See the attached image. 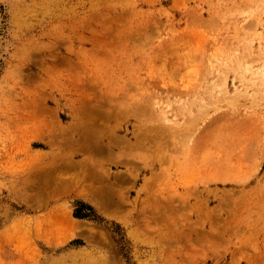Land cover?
Returning a JSON list of instances; mask_svg holds the SVG:
<instances>
[{
    "label": "rangeland",
    "instance_id": "obj_1",
    "mask_svg": "<svg viewBox=\"0 0 264 264\" xmlns=\"http://www.w3.org/2000/svg\"><path fill=\"white\" fill-rule=\"evenodd\" d=\"M0 264H264V0H0Z\"/></svg>",
    "mask_w": 264,
    "mask_h": 264
},
{
    "label": "bare ground",
    "instance_id": "obj_2",
    "mask_svg": "<svg viewBox=\"0 0 264 264\" xmlns=\"http://www.w3.org/2000/svg\"><path fill=\"white\" fill-rule=\"evenodd\" d=\"M40 158V157H39ZM42 158V157H41ZM40 158V159H41ZM126 166V165H125ZM36 174V173H35ZM42 174V173H41ZM115 178V177H114ZM116 180V179H115ZM118 180V179H117ZM102 181V180H101ZM109 181V180H108ZM119 181V180H118ZM114 181H112V183H113ZM107 183V182H106ZM108 184V183H107ZM66 185V184H65ZM103 189V188H102ZM103 190H105V189H103ZM97 192H99L98 190H96ZM79 192V191H78ZM101 193H102V191H101V189H100V192H99V194H97V196L96 197H98L99 199H101V200H104L102 197H104V196H102L101 195ZM75 194H76V192H75ZM80 194H82V192H79V195ZM92 194H94L93 192H92ZM83 195L86 197V195L83 193ZM105 195V194H104ZM88 196V195H87ZM88 199V198H87ZM92 202H94L95 203V201H93L92 200ZM73 228H71V230H72ZM82 229V228H81ZM79 230V229H78ZM81 232H80V230H79V234H80ZM76 235V234H75ZM73 236V235H72ZM163 236V235H162ZM192 241V240H191ZM191 243V242H190Z\"/></svg>",
    "mask_w": 264,
    "mask_h": 264
}]
</instances>
